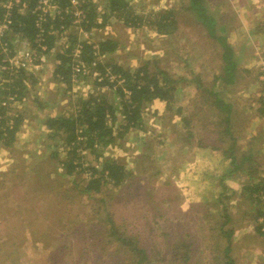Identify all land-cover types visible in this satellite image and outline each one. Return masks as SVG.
<instances>
[{"label":"rangeland","instance_id":"1","mask_svg":"<svg viewBox=\"0 0 264 264\" xmlns=\"http://www.w3.org/2000/svg\"><path fill=\"white\" fill-rule=\"evenodd\" d=\"M188 2L131 0L146 21L159 9L173 8L179 28L169 36L147 24L129 28L115 18L92 35L93 41L121 43L110 57L123 65L135 68L151 60L152 67L180 79L171 110L163 101L145 107L147 131L133 132L124 146L105 151L133 170L120 186L80 195L74 180L88 175H63L52 157L48 161L53 149L43 121L69 107L61 96L49 95L56 88L53 61L47 60L36 94L52 105L39 107L29 95L25 106L15 107L24 119L14 147L0 148V264H137L126 244L109 235L114 223L116 232L122 226V233L147 250L144 264H264V236L256 229L264 217L254 219L258 206L243 195L247 177L228 174L233 166L227 151L235 145L238 156L251 153L257 160L254 181L264 177V114L257 103L264 95V0H210L212 7L220 4L218 21L230 24L228 41L241 58L242 72L227 90L229 112L214 105V96L204 99V92L194 90L197 75L206 86L213 83L221 58L218 44L186 8ZM17 48L15 61L29 50L26 43ZM88 88L76 84L74 91L86 94ZM83 154L86 163L100 164L88 151ZM142 154L143 162H132ZM223 229L233 230L230 252Z\"/></svg>","mask_w":264,"mask_h":264},{"label":"trees","instance_id":"2","mask_svg":"<svg viewBox=\"0 0 264 264\" xmlns=\"http://www.w3.org/2000/svg\"><path fill=\"white\" fill-rule=\"evenodd\" d=\"M8 1L11 5L6 7ZM187 5L186 8L205 26L209 37L218 44L221 58L220 70L213 83L206 86L197 75L192 79L196 82L194 90L204 92V99L214 96V105L229 112L233 105L227 99L231 93L227 90L229 85L236 84L242 72L241 58L228 41L230 24L219 23L218 3L212 7L210 0H189ZM175 13L173 8L159 9L146 21L136 13L131 0H0V25L6 24L0 34V148L10 150L14 147L24 119L15 107L25 106L29 95L39 107L52 105L36 94L44 80L46 62L52 59L51 81L56 89L49 95L67 100L65 107L69 109L47 114L43 121L48 144L53 149L48 161L53 158L56 166L64 169L63 175H88L87 180L81 177L74 180L73 187L80 195L91 197L102 193L106 186L124 184L133 176V170L127 167L123 158L108 156L105 151L110 146H124L133 132L147 131L143 118L145 107L163 101L166 109L171 110L180 79L159 65L152 67L151 60H145L135 68L123 65L110 57L121 49V43L112 38L93 41L92 35L115 18L126 27L139 29L147 24L157 34L169 36L179 28ZM261 28L264 35V24ZM22 43L32 51L34 64L39 68L10 62L19 51L17 44ZM76 66L82 68L80 72H76ZM76 84H88L87 93L84 95L81 89L74 91ZM257 103L264 114L263 94L257 98ZM180 111L179 108L177 113ZM225 132L230 134V128H225ZM234 148L235 145H231L227 149L231 152L229 157L233 166L228 174L247 177L242 192L254 208L258 206L254 217L258 221L264 217V177L254 181L257 175L253 169L257 160L251 153L238 156L233 152ZM255 148L249 149L254 153ZM87 151L100 164L86 163L83 153ZM145 158L142 154L132 162L138 165ZM263 227L264 223L256 227L262 236ZM124 229L120 226L116 232L114 223L109 235L126 244L127 255L131 259L138 257L137 264H144L149 259L147 250L140 247L133 236L122 233ZM232 233L233 230L223 229L229 245L226 252H230ZM225 264L232 262L228 260Z\"/></svg>","mask_w":264,"mask_h":264},{"label":"built area","instance_id":"3","mask_svg":"<svg viewBox=\"0 0 264 264\" xmlns=\"http://www.w3.org/2000/svg\"><path fill=\"white\" fill-rule=\"evenodd\" d=\"M8 7H9V6H8ZM4 28L6 29V24H1V25H0V34L3 33V29H4ZM15 57H16V56H15ZM15 57H13V58H15ZM13 58L10 59V62H11L12 64H14V65H17V66L21 65V66H24V67H30V66L35 65V64H34L33 53H32V51H29V50H26V51H25V53L23 54V57H22L21 60H18V59H17V61H15ZM35 66H37V65H35ZM81 69H82V68H81L80 66H76V68H75L76 72H80Z\"/></svg>","mask_w":264,"mask_h":264},{"label":"crops","instance_id":"4","mask_svg":"<svg viewBox=\"0 0 264 264\" xmlns=\"http://www.w3.org/2000/svg\"><path fill=\"white\" fill-rule=\"evenodd\" d=\"M231 44H232V45H234V43H233V42H231Z\"/></svg>","mask_w":264,"mask_h":264}]
</instances>
